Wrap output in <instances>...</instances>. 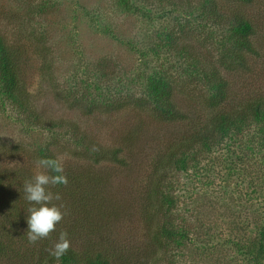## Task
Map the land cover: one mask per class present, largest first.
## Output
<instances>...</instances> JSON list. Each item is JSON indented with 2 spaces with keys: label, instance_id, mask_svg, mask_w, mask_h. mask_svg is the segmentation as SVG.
<instances>
[{
  "label": "rangeland",
  "instance_id": "374dc122",
  "mask_svg": "<svg viewBox=\"0 0 264 264\" xmlns=\"http://www.w3.org/2000/svg\"><path fill=\"white\" fill-rule=\"evenodd\" d=\"M238 13L253 27V49L242 67L223 70L222 57L232 63L228 28ZM0 30L18 49L27 94L18 107L0 81L2 172L34 176L39 148L49 147L65 170L91 166L86 143L118 146L124 165H95L110 181L102 197L116 212L105 225L112 242L142 249L165 212L189 239L188 249L175 247L160 264H254L246 246L258 243L264 226V120L210 139L208 147L183 140L215 111L264 104V0H0ZM216 67L229 84L227 100L211 109L205 75ZM147 75L171 82L182 119L155 117L140 84ZM110 99L120 106L107 109ZM27 110L37 116L28 118ZM178 142L184 164L166 163L160 154ZM158 176L173 202L168 212L160 202L147 224L142 211L153 208L144 191Z\"/></svg>",
  "mask_w": 264,
  "mask_h": 264
},
{
  "label": "trees",
  "instance_id": "16d2710c",
  "mask_svg": "<svg viewBox=\"0 0 264 264\" xmlns=\"http://www.w3.org/2000/svg\"><path fill=\"white\" fill-rule=\"evenodd\" d=\"M238 1L247 3L250 0ZM228 29L231 47L228 51L232 63L228 65L229 62L222 57L223 70L232 69L235 66L242 67L245 64L244 52L253 49L250 40L253 27L245 16L241 13L234 14ZM17 60V47L13 43H9L0 30L1 89L9 99L11 98L18 107L22 108L24 106L23 97L27 94L20 79ZM205 78L212 92L205 96L204 103L213 109L227 100L226 92L229 82L222 75L219 67L206 74ZM143 81L140 84L145 85V89L148 90L147 95L144 96L148 100L144 99V101L153 103L152 106L155 108L152 113L156 118L163 117L170 120L178 116L182 119V115L174 103V89L170 81L166 80L164 76L156 78L153 75H147ZM120 104L119 100L110 99L106 107L107 109L108 107L115 108ZM243 105L242 109L234 107V109L215 111L208 118V123L201 127L202 129L190 132L189 137L183 141L206 147L205 144L208 141L211 142L210 139L217 140L231 131H241V126L244 127L250 120L257 122L264 120L263 103L253 100L245 102ZM92 111L93 108L88 106L86 114H90ZM26 116H33L34 119L37 114L27 110ZM34 122L40 126L45 125L39 120H34ZM55 126L56 123H50V127ZM180 145L179 142L175 143L172 146L173 150L165 149L160 156L166 163L174 160L177 164H184L186 155ZM187 146L185 148L190 147V145ZM84 147L89 150L90 158L92 157V162L89 164L91 166H75L73 168L68 165L64 170V175L68 179L67 185L59 184L49 188L54 195L57 193L60 195V199L53 200L52 203L62 206V211L68 213L70 218L63 217V220L57 224L56 231L51 233L48 238L35 244L29 243L27 238V217L30 215L27 209L32 205L24 195V184L33 176L19 173L18 176H8L0 170V264H160L163 259L172 257L171 254L175 247L182 251L188 249V232L182 226L175 224L174 219H166L165 212L161 215L160 224L158 222L151 223L146 233L148 237L145 238L142 249L129 242H127L129 247L127 249L126 241L123 243L112 242V236L105 235L107 233L105 225L108 224L111 217L115 216L116 212L110 208L111 204L104 205L105 198L102 195L106 191L105 189L110 187V181L104 169L99 170V168L101 165L105 166L103 163L106 161L124 165L127 158L121 155V149L118 146L108 147L97 143L89 146L86 143ZM37 153L36 159L56 158L49 147L39 148ZM95 165L100 166L95 169ZM154 181L157 182H152L144 191L146 206L151 205L153 208L142 211L143 219L147 220L145 221L147 224L160 213L162 208L157 206L160 202L162 205L165 204L164 210L167 212L173 202L172 198L163 193L161 187L158 186L160 177L158 176ZM110 201L113 203L114 199ZM156 206L157 208H155ZM20 225L24 227V230L20 229L22 232L19 233L17 231L21 228ZM262 227L258 243L256 245L249 243V246H246L254 264H260V255H264V226ZM61 231L68 233L71 247L64 256L57 260L50 256L49 249L54 246ZM93 232L98 233L100 239L92 238L90 233ZM13 233L18 236L15 240L11 239ZM195 236L199 237V234Z\"/></svg>",
  "mask_w": 264,
  "mask_h": 264
},
{
  "label": "clouds",
  "instance_id": "9594fccd",
  "mask_svg": "<svg viewBox=\"0 0 264 264\" xmlns=\"http://www.w3.org/2000/svg\"><path fill=\"white\" fill-rule=\"evenodd\" d=\"M36 164L40 170L24 184L25 199L32 205L27 209L30 215L27 217L26 232L28 241L32 244L48 238L56 231L57 224L63 220L65 213L62 211V206L52 203L53 200H59L60 195L58 193L54 195L49 188L68 183L60 158H40ZM70 247L68 233L61 231L58 240L49 249V254L59 260Z\"/></svg>",
  "mask_w": 264,
  "mask_h": 264
}]
</instances>
